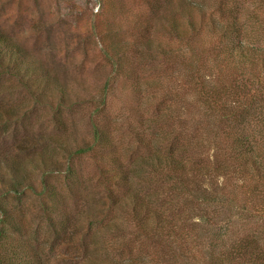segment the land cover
<instances>
[{
	"label": "trees",
	"instance_id": "obj_1",
	"mask_svg": "<svg viewBox=\"0 0 264 264\" xmlns=\"http://www.w3.org/2000/svg\"><path fill=\"white\" fill-rule=\"evenodd\" d=\"M147 1L151 13L156 15L155 20L160 21L171 42L173 39L192 50L189 62L185 57L182 60L186 63L190 88L194 92V101H191L195 115L189 139L181 135L170 138L171 133L163 132L152 144V140L138 134L144 152L132 155L131 161L125 162L113 129L120 114L114 115L110 109L108 94L111 82L123 73L124 62L133 57L126 54L128 50L125 51L124 45L105 42L101 51L111 66L110 73L97 94H90L85 100L86 104L90 103L87 113L91 140H82L80 144L76 139L74 144L61 141L68 137L67 123L71 120L64 114V108L72 110V95L83 104L78 100V94L67 90H60L52 114L54 128L63 135L57 132L48 135L43 122L26 124L27 112L12 115V109L4 105L3 100H0V132L7 133L12 128L13 135H17L21 127L27 136L36 130L37 138L31 144L27 141L26 150L35 151L39 142L49 146L54 144L55 149L65 153L63 172L69 184L72 183L74 161L90 152L98 154L99 160L111 167L108 174L111 173L112 186L125 191L122 199L112 191L108 209L126 214L128 233L137 239L146 237L164 242L170 255L166 261L156 258L161 263L153 262L147 256L119 257V254L118 258L109 259L88 257L81 264H145L146 259L151 264H264V0ZM205 41L213 43L212 70L211 67L206 69V57L196 49L198 43ZM171 42L156 44L146 38L140 42L141 46L130 44L133 46L130 55L139 53L150 58L157 47V55L161 58L155 61L161 64L182 54L183 48L180 47L178 52ZM20 54L19 46L0 29V66L4 73L19 77L32 95L36 92L32 104L36 111L43 103L38 88L40 83L28 81L33 75ZM19 58L23 59L20 64ZM153 107L155 123L160 122L155 119L173 118L176 111L170 107L161 111L163 108L156 104ZM168 125L171 129H167L173 131V125ZM206 127L211 137L207 142L218 151L213 152L211 158L202 151ZM23 147L17 145L14 149L19 153L25 149ZM3 159L12 178L8 180L9 186L2 190L10 194L23 186V179L18 178L23 160H11L0 153L2 183L7 182L2 172ZM43 165H47L44 159ZM50 174L51 170L40 172L39 192L55 198L48 182ZM25 181L31 183L27 178ZM151 186H159V190L143 192ZM25 187L34 189L37 185L31 183ZM161 188L171 193L169 200L162 197ZM3 209L6 213L1 221L6 224L9 213ZM87 220V227H91L94 221ZM74 221L62 222L59 229L54 226L57 231L70 230L67 243H76L73 233L77 234L78 227ZM110 227L122 233L118 222L114 221ZM3 229L1 226L0 243ZM4 245L0 244L3 246L0 264H39L38 259L28 260L19 245ZM82 245L88 247L86 240Z\"/></svg>",
	"mask_w": 264,
	"mask_h": 264
},
{
	"label": "rangeland",
	"instance_id": "obj_2",
	"mask_svg": "<svg viewBox=\"0 0 264 264\" xmlns=\"http://www.w3.org/2000/svg\"><path fill=\"white\" fill-rule=\"evenodd\" d=\"M210 13L215 15L214 12ZM155 17L147 0H0V29L19 46L20 55L28 62L33 75L28 81L40 83L38 88L42 92L43 103L36 111L33 110L35 90L32 95L19 77L4 73L1 66L0 100L12 109V115L26 111V124L43 122L48 135L56 132L63 135L54 128L53 109L60 90L78 94V100L83 104L78 103L72 95V110L64 108V114L71 120L67 123L68 137L61 141L71 144H74V139L78 144L82 140L89 141L92 136L87 113L90 103L86 104L85 100L90 94H97L110 73L111 66L101 51L102 43H117L124 45L125 51L128 50L126 54L133 57L124 62L123 73L128 75L120 73L111 82L108 94L110 109L114 115L120 114L113 129L125 162H130L132 155L144 152L139 145L138 134L152 140V144L159 140L163 132L166 135L171 133L170 138L181 135L189 139L195 115L192 108L194 92L189 84V71L182 60L185 57L189 62L192 50L180 46L181 43L173 39L172 43ZM146 38H151L156 44L171 42L176 51L183 48L182 54L161 64L155 61L161 58L157 55V47L150 58L139 53L130 55L133 50L130 44L140 45ZM212 44L205 41L196 47L206 57V69L211 67V70ZM206 47L207 52L203 53ZM18 60L19 64L23 61L22 58ZM152 104L163 108L161 111H166L164 108L167 107L176 110L173 118L155 119L160 120L155 123V107ZM168 124L173 125V131L167 129L170 128ZM202 126L205 128L206 125ZM12 130L0 132V153L11 160H23L18 178H22L24 183L18 191L4 193L2 189L9 186L12 173L4 166L6 163L3 159L2 172L7 182L0 181V227L4 228L0 244H5L4 247H8V244L19 245L28 260L38 259L39 264H81L88 257L109 259L118 258L119 254V257L130 254L147 256L153 262L161 257L166 261L170 255L165 250L164 242L146 237L135 238L128 233L130 227L126 214L108 209L112 191L118 199L125 196V191L112 186L109 180L111 173L108 174L111 167L100 161L98 154L90 152L74 161L73 177L70 176L72 183L69 184L63 172L65 153L55 149L54 144L50 143L49 146L43 142L37 144L35 151H27V141L31 144L37 138L36 130L27 136L21 127L17 135H13ZM203 135L207 136L203 154H209L208 158H211V154L217 150L211 142H207L211 140L207 127ZM17 145L25 149L18 153L14 149ZM42 155L46 166L43 165ZM40 170H51L48 182L56 194L55 198L46 192H39ZM26 178L37 187L26 189L25 185L31 184L26 183ZM157 189L159 186H151L143 192L153 193ZM161 191L162 197L169 200L171 193L167 189L161 188ZM3 208L9 213L6 224L1 221L6 213ZM89 218L94 221L91 227H87ZM72 219H75L73 224L78 227L77 234L73 233L76 243H67L70 230L61 232L57 229L62 222ZM114 221L121 225L124 236L120 231L112 230L110 224ZM56 225L58 228L55 230ZM57 232L60 234L57 235ZM117 239L121 241L117 242ZM84 240L87 248L82 245ZM149 259L145 260V264H151Z\"/></svg>",
	"mask_w": 264,
	"mask_h": 264
}]
</instances>
